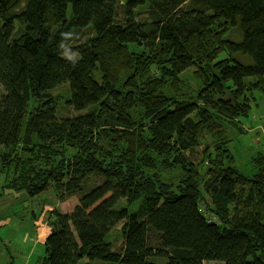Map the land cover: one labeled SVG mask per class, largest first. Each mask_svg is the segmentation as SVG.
<instances>
[{
  "label": "trees",
  "instance_id": "obj_1",
  "mask_svg": "<svg viewBox=\"0 0 264 264\" xmlns=\"http://www.w3.org/2000/svg\"><path fill=\"white\" fill-rule=\"evenodd\" d=\"M125 1L120 20L118 0H0V70L17 63L12 90L0 89V175L8 182L0 190L12 193L15 181L31 197L51 186L79 194L72 215L49 212L38 263L264 264V155L238 168L226 134L246 133L249 97L264 93V0ZM69 31L63 51L76 63L58 47ZM60 89L76 117L57 118L50 97ZM213 133L231 157L202 172L205 181L182 162L176 191L139 178V169L155 173ZM101 139L123 165L98 159ZM65 141L81 153L63 183L35 156ZM40 163L45 169H30ZM143 189L139 216L122 203ZM121 223L117 248L110 237Z\"/></svg>",
  "mask_w": 264,
  "mask_h": 264
},
{
  "label": "rangeland",
  "instance_id": "obj_2",
  "mask_svg": "<svg viewBox=\"0 0 264 264\" xmlns=\"http://www.w3.org/2000/svg\"><path fill=\"white\" fill-rule=\"evenodd\" d=\"M118 3L120 4V13L118 17L121 20L123 17L122 6L126 4V1L118 0ZM138 9L141 17L144 18L146 12L145 9L142 7H139ZM86 37L87 35H84L82 39ZM16 74V62H11L0 70V89L3 93L12 90ZM188 79L195 88H202L196 80L192 79L191 73L188 75ZM67 96V89H60L57 92H53L50 97L53 100V107L57 118L66 119L78 115L77 112L67 105ZM249 98L251 109L247 116L240 118L241 124L246 133L238 135L236 128L235 130L229 129L226 133L227 141H230V149L233 155H235L237 167L240 169L246 167V165L252 162L253 158H256L258 155H264V93L262 91H257L252 93V96L250 95ZM35 108L36 106H32L29 109V117L35 113ZM139 119L141 120L140 117ZM206 136H199V143L202 141L203 144L199 145L198 143V147L187 152L185 157H180L178 161H174L173 156L170 159H166L165 162L168 163H163V167H157L155 173H149L142 168L139 169L140 172H142V174L139 175V178H153L155 182L164 184L166 189L176 191L180 187L179 183L183 179L184 174H186L184 168L182 169L180 167L182 162L187 163L190 168H192V171H195L188 173L191 175L193 174L198 182L205 181L203 173L206 169L212 165L219 166L222 163L225 164L226 162H223V160L229 161L231 157L228 151L223 150L221 146L217 147V144L214 143V137H216L215 133L210 136L209 140ZM93 140L96 142L94 138ZM213 147H217L215 151ZM98 148L100 149L98 151V159L107 162L104 163L107 167L111 166V164H117V167L120 164L123 165V161L121 163V157L118 159L113 153V147L105 144V141L102 139L99 142V146H96L95 149ZM95 149L92 150L96 153ZM44 151H46L44 158L41 156H35V158L38 161L45 160L46 170H52V175L55 173L59 177L60 182H67V170L65 168L69 166L70 162L75 161L74 159L81 153V149L73 147L70 142L65 141L63 144H59L51 150L49 149L47 151V149H44ZM52 155L54 156L52 157ZM24 158L25 157L22 156V159H19L22 164H24ZM209 158H211V161H209ZM154 162L155 161L146 160L145 163L152 164ZM22 166L24 167L23 173L25 174L27 166ZM42 167L43 163H40V165L30 167V169L37 171H39L38 169H45ZM29 180L33 182L31 178H29ZM91 182H93L92 179L87 183L91 184ZM7 183L8 182L4 181V175H0V185H5ZM16 184L17 182L12 181V183L9 184L10 187L6 190L8 192V190L12 189V193L3 194L2 190H5L6 188L3 189L2 186L0 190V264H39V258L45 254L44 242L46 232L50 227V222L53 221V218H50L49 216V212L56 210L60 213L72 215L76 204H78L79 194L65 193L60 195V193L57 190H53V187L51 186L45 192H40L41 194L31 197L29 191L32 192L33 190H27L28 193L25 191H19V188L15 187ZM14 188L16 189L14 190ZM38 191H41V189ZM202 195L203 202L208 203L209 197L207 193L203 192ZM146 197L147 194L143 189L138 195H129L122 204L128 207L131 213L134 212L139 216H143L146 212ZM212 220L217 221V217L212 216ZM72 222L74 223V226H76L75 224H78L74 217ZM125 227V223L119 224L110 237V240L117 248L122 246ZM82 264H86V262L84 261ZM91 264L103 263L92 262ZM204 264L223 263L206 261Z\"/></svg>",
  "mask_w": 264,
  "mask_h": 264
},
{
  "label": "clouds",
  "instance_id": "obj_3",
  "mask_svg": "<svg viewBox=\"0 0 264 264\" xmlns=\"http://www.w3.org/2000/svg\"><path fill=\"white\" fill-rule=\"evenodd\" d=\"M75 36L74 32H64L61 33V43L58 45V47L62 50L61 55L64 56L67 60H69L72 63H76L77 61V55L72 52V54H69L67 51H63L67 47L66 41L72 39Z\"/></svg>",
  "mask_w": 264,
  "mask_h": 264
}]
</instances>
